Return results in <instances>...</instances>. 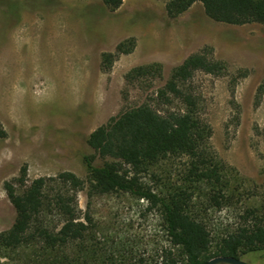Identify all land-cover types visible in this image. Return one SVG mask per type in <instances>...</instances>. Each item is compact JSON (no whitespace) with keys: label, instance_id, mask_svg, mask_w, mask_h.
<instances>
[{"label":"rangeland","instance_id":"obj_1","mask_svg":"<svg viewBox=\"0 0 264 264\" xmlns=\"http://www.w3.org/2000/svg\"><path fill=\"white\" fill-rule=\"evenodd\" d=\"M169 1L122 0L110 10L102 0H0V233L15 215L4 182L22 166L27 182L64 171L84 180L85 160L101 163L89 134L148 101L202 50L218 72L195 71L185 88L211 127L220 181L190 177L186 157L159 160L142 181L161 196L183 191L187 210L218 232L237 227L244 212L264 211V26L216 22L199 2L170 16ZM144 66H153L149 76L126 78ZM86 187L76 194L89 219L80 240L50 248L27 239L0 264H156L165 251L177 255L156 208L123 192L89 196ZM240 259L264 264L259 252Z\"/></svg>","mask_w":264,"mask_h":264},{"label":"trees","instance_id":"obj_2","mask_svg":"<svg viewBox=\"0 0 264 264\" xmlns=\"http://www.w3.org/2000/svg\"><path fill=\"white\" fill-rule=\"evenodd\" d=\"M196 2L216 22L264 26V0H170L166 12L178 16ZM102 3L115 10L122 0ZM152 69L153 66L136 67L126 78L136 81L149 76ZM195 71L212 74L218 69L204 50L190 54L170 71L148 101L122 111L92 131L86 144L101 163L95 165L86 159L84 180L64 171L27 182L22 166L18 177L4 182L3 189L15 215L10 228L0 233V254L27 239L50 248L80 240L89 219L81 215L76 194L87 185L89 196L123 192L159 211L165 234L177 255L165 251L156 264H203L214 256L240 259V255L249 252L264 255V211L244 212L237 227L218 232L187 210L189 199L183 191L161 196L142 181V174L152 164L169 157H186L190 177L196 181H220L223 169L209 145L211 127L199 113L198 99L185 88ZM152 102L163 106L177 102L179 108L159 111ZM5 134L0 125V139Z\"/></svg>","mask_w":264,"mask_h":264},{"label":"water","instance_id":"obj_3","mask_svg":"<svg viewBox=\"0 0 264 264\" xmlns=\"http://www.w3.org/2000/svg\"><path fill=\"white\" fill-rule=\"evenodd\" d=\"M203 264H249L241 259L225 256H214Z\"/></svg>","mask_w":264,"mask_h":264}]
</instances>
